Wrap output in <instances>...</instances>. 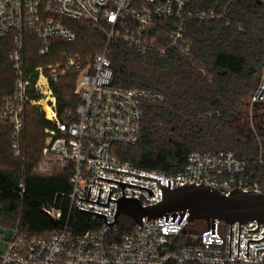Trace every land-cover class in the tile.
Here are the masks:
<instances>
[{
    "label": "built area",
    "instance_id": "built-area-1",
    "mask_svg": "<svg viewBox=\"0 0 264 264\" xmlns=\"http://www.w3.org/2000/svg\"><path fill=\"white\" fill-rule=\"evenodd\" d=\"M218 0L205 10H187L188 0H0V40L12 34L13 47L8 54L15 80L12 94L4 99L0 111V124L12 128L11 140L14 154L20 156L19 140L23 129L25 105L39 106L44 117L53 127L45 129L42 155H54L57 163L65 168L73 163L68 194L71 207L101 213L99 217L87 212L98 224L96 229L86 230L73 236L66 228L51 233L48 237L27 238L12 229L8 239L0 232V264H264V224L259 223L256 232H247L257 227L256 221L230 224L214 220V234L204 224L199 231L191 230L186 216L166 215L160 219H141L118 239L111 237L117 228L116 201L121 196V186L100 178L148 188L123 186L124 197H136L142 206L158 203L162 191L150 179L113 170L124 171L144 177L159 179V184L168 187L193 183L210 185L224 194L232 189L261 191L248 171L254 165L264 170V153L255 160L239 158L232 151L217 153L192 152L182 170L172 175L160 171H146L133 167L112 155L114 145L132 146L142 136L143 104L161 99L158 93L144 89H119L111 85L112 70L107 51L111 44L122 41L142 55L163 56L166 52L154 33L158 21L174 22L169 31V45L182 56H187L190 43L185 36V22H224L228 8ZM264 10V0H256ZM65 20L89 21L105 37L100 53L88 59L79 56L67 58L48 65L28 67L24 63V31L34 34L38 53L48 56L53 38L69 42L75 36ZM74 72L73 94L78 104L66 110L63 119L57 115L53 85L59 77ZM264 59L258 83L249 97L251 107H264ZM263 89V90H262ZM39 95L38 100L29 99L27 92ZM261 92V93H260ZM260 94V95H259ZM100 166V167H99ZM90 185V188H89ZM22 187V183H19ZM99 188V203L96 202ZM89 190V192H88ZM88 194V197H87ZM53 219H59L61 211L54 204L44 208ZM81 211V210H80ZM86 213L85 211H82ZM179 221V223H178ZM114 222L112 224H106ZM185 236L192 244L177 246L176 239ZM261 239V240H259ZM247 240L248 257H246Z\"/></svg>",
    "mask_w": 264,
    "mask_h": 264
},
{
    "label": "trees",
    "instance_id": "trees-1",
    "mask_svg": "<svg viewBox=\"0 0 264 264\" xmlns=\"http://www.w3.org/2000/svg\"><path fill=\"white\" fill-rule=\"evenodd\" d=\"M218 0H188L187 10H205ZM224 22H185V36L190 43L187 56L169 45V31L174 22L158 21L156 37L166 52L163 56L142 55L122 41L107 51L112 70L111 85L119 89H144L158 93L161 99L143 104L141 139L132 146L114 145L112 155L133 167L160 171L165 175L182 170L192 152L217 153L230 150L239 158L255 160L264 153L263 132L249 129L251 118L260 122L264 111L251 113L249 97L254 91L264 59V10L256 0L226 3ZM74 38L63 42L53 38L48 56L38 53L34 34L24 31V63L28 67L61 62L79 56L85 60L100 53L104 35L89 21L65 20ZM13 47L12 34L0 40V111L4 99L12 94L14 72L8 60ZM76 75L71 72L53 85L57 115L73 110L78 104L73 94ZM29 99L39 95L29 90ZM242 123L240 132H230L233 120ZM252 123V122H251ZM259 123V124H260ZM53 125L36 106L25 105L19 147L21 155L12 154V128L0 124V229H17L27 238L48 237L66 228L73 236L96 229L90 215L71 207L68 194L73 163L65 168L56 156H43L44 130ZM246 127V128H244ZM256 130V131H255ZM264 192V170L254 165L248 171ZM22 183V187H19ZM55 205L61 211L53 219L44 208ZM124 219L128 226L119 221ZM114 239L130 230L132 221L121 216ZM197 223V222H196ZM177 246L192 244L185 236Z\"/></svg>",
    "mask_w": 264,
    "mask_h": 264
},
{
    "label": "water",
    "instance_id": "water-1",
    "mask_svg": "<svg viewBox=\"0 0 264 264\" xmlns=\"http://www.w3.org/2000/svg\"><path fill=\"white\" fill-rule=\"evenodd\" d=\"M100 168L153 180L158 184L162 191V198L158 203L148 206H142L136 197H124L123 186L129 185L146 189L148 194L151 196L153 193L150 189L97 177L98 179L118 183L121 186V196H119L117 200L109 198L111 193L110 190L108 194V200L116 201V212L113 216L114 222L115 218L118 216H125L133 223H138L143 218H146L147 220L156 218L160 219L164 215H166L165 221H167L168 216H173L172 221L174 222L177 214H179L181 216L179 221L181 220L182 216H186V222L188 223L191 230H195L196 222L202 221L207 226V229L211 227V233L214 234V220L222 221L224 223L230 224L229 255L231 243V224L234 222H238L237 256L239 243V224L248 221H256L257 227L253 230H248L247 232H256L259 229V223L264 224L263 191H242L239 188H234L229 194H224L220 190L210 185H195L193 183H184V185L171 188L170 181H168V187H166L159 184V179L148 176L144 177L105 167ZM100 190L101 188H99L96 202L89 201L87 200V198H79V200L107 206L108 200L106 204L98 202ZM79 210L85 211L86 214L87 212H90L92 214H96L99 217L104 216V219L106 220V216L104 214L82 209ZM114 222L105 223L112 224ZM263 238L264 237H262L261 239ZM259 240H247L246 257H248V241ZM263 249L264 247L256 249L255 257H257L258 251Z\"/></svg>",
    "mask_w": 264,
    "mask_h": 264
},
{
    "label": "rangeland",
    "instance_id": "rangeland-1",
    "mask_svg": "<svg viewBox=\"0 0 264 264\" xmlns=\"http://www.w3.org/2000/svg\"><path fill=\"white\" fill-rule=\"evenodd\" d=\"M33 106H35V105H33ZM37 107V109H38V111L39 112H41V113H43L44 114V112L40 109V107L39 106H36ZM253 108H251V110H250V114L251 113H260V112H263L264 111V108H258V109H256V110H252ZM252 119V118H251ZM252 122V123H251ZM250 122V124H249V129L250 130H254L255 129V126L254 125H256L257 124V120H252ZM244 128H246V127H244ZM228 129H229V131L230 132H240L241 131V129H242V123L240 124V122H239V120H233L231 123H230V125H229V127H228ZM256 131V130H255ZM44 135H45V132H44ZM44 140H45V136H44ZM13 149V148H12ZM20 154L19 155H21V152H22V147L20 146ZM12 155L14 156V157H17L18 158V156L16 155V154H14V152L12 151ZM23 153V152H22ZM119 221H122V222H124L127 226H128V223L122 218V219H119ZM203 226H204V223L202 222V221H198L197 223H196V225H195V230L196 231H199L200 229H202L203 228ZM0 232H2V234H3V236H4V239H8L10 236H11V234H12V230L11 229H7V228H1L0 229ZM0 250H3V244L0 246Z\"/></svg>",
    "mask_w": 264,
    "mask_h": 264
},
{
    "label": "flooded vegetation",
    "instance_id": "flooded-vegetation-1",
    "mask_svg": "<svg viewBox=\"0 0 264 264\" xmlns=\"http://www.w3.org/2000/svg\"><path fill=\"white\" fill-rule=\"evenodd\" d=\"M261 108H264V107H261ZM251 120H253V119H251ZM260 120H261V123L258 122V123L256 124V126H257L258 130H260V132H263V137H264V115H263V118L260 119ZM259 123H260V124H259ZM263 144H264V143H263ZM263 148H264V145H263Z\"/></svg>",
    "mask_w": 264,
    "mask_h": 264
}]
</instances>
